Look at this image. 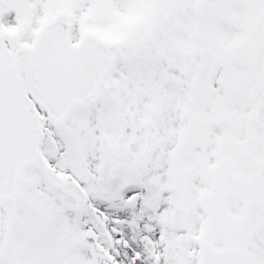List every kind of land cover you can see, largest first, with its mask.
Segmentation results:
<instances>
[{
  "label": "snow or ice",
  "instance_id": "1",
  "mask_svg": "<svg viewBox=\"0 0 264 264\" xmlns=\"http://www.w3.org/2000/svg\"><path fill=\"white\" fill-rule=\"evenodd\" d=\"M0 264H264V0H0Z\"/></svg>",
  "mask_w": 264,
  "mask_h": 264
}]
</instances>
